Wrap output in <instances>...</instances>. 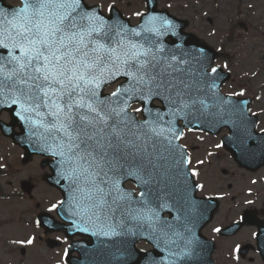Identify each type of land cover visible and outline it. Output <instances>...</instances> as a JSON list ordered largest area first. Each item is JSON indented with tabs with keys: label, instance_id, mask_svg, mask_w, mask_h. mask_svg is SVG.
Wrapping results in <instances>:
<instances>
[{
	"label": "snow or ice",
	"instance_id": "obj_1",
	"mask_svg": "<svg viewBox=\"0 0 264 264\" xmlns=\"http://www.w3.org/2000/svg\"><path fill=\"white\" fill-rule=\"evenodd\" d=\"M142 47L125 43L121 30L106 27L83 0H24L13 11L0 7V104L10 100L8 107L19 103L23 111L37 115H42L41 108L48 110L51 119L41 126L54 140L58 137L52 154L61 157V165H69L77 191L83 177L90 193L105 194L99 187L104 181L95 178L109 163L112 138L123 142L119 122L110 123L123 109L111 108L98 89L119 73L120 65L134 67L130 61H135V71L126 75L138 83L145 82V75L155 79V65L139 59L147 55Z\"/></svg>",
	"mask_w": 264,
	"mask_h": 264
},
{
	"label": "water",
	"instance_id": "obj_2",
	"mask_svg": "<svg viewBox=\"0 0 264 264\" xmlns=\"http://www.w3.org/2000/svg\"><path fill=\"white\" fill-rule=\"evenodd\" d=\"M150 12L153 14L155 10L152 9ZM150 20L151 18L146 16L142 25L135 29L139 35L132 33L133 29L126 26H121L120 30H122L121 35L125 43L131 41L138 47L143 46L140 51L147 52L146 56L143 55V60L149 61L151 48L155 46L158 47L155 51V58H159L162 65L167 63L178 67L182 73L185 72L182 79H177L173 84V87H177L172 89V95L162 96V99L168 103V118L175 121L181 119L185 126L204 130L213 135L218 134L221 128L228 127L231 135L223 138L222 142L239 166L253 171L264 165V135L255 134L254 120H250L247 116L246 104L237 106V101L222 97L218 89L225 79L224 76L217 70L211 73L206 71L214 57L211 50L191 35L181 34V25H173L168 29L158 28L163 39L166 37L172 39L170 45H164L163 39L159 40L157 36L138 42L137 36H146L151 33V29L148 28ZM164 26H167V22ZM160 45H163L162 48ZM154 77L155 79L150 80L149 76L145 75L144 83H138L135 80V94L152 93V86H155V83L156 85L158 82L164 83L163 74L154 75ZM161 94H163L162 91L156 89L154 97H160ZM7 103H10V100ZM25 107L28 105L26 104ZM47 111L41 108L39 112L42 115H37L39 126L43 131L45 128L41 125L51 119ZM33 116L34 114L30 113L29 118ZM124 123L126 124L125 129L122 128ZM140 126L133 128L132 123L121 119L119 129H121L120 135L123 142L112 138L114 148L119 151L117 166L119 196L121 195V198L124 196L128 200L122 209L126 219L124 228H128V218L133 219L135 226L140 225L143 229L139 227L138 232L135 230V233L131 235L137 239L145 236L147 231L145 226L146 204L150 200L153 204V215H160L164 212L163 209L178 210L179 214H172L173 219L170 226H179L183 221L184 227L190 229L193 238L191 247L193 245V255H195L193 264H211L210 256L213 247L210 242L201 237L200 231L211 219L212 213L217 208V202L212 199L195 197L196 187L186 169L183 151L176 149L173 144H168L172 140V132L166 131L159 139V146L155 147L153 143L143 144V141L137 138L136 129L145 131L149 125L144 122ZM25 129V137L19 135L21 139L15 141L27 150L28 156L31 155V145L39 143L43 147L49 145L47 137L40 140L32 135L31 131L35 129L33 124ZM25 138L27 143H25ZM252 138H256L257 142L254 149L248 148L247 145V141ZM107 179H112V177H107ZM127 180L134 182L141 190L138 199H133L132 193L123 189V183ZM119 210H121L120 206ZM124 228L116 230V235L119 234L116 264H126L121 258L127 254V243H132L127 239L128 229ZM135 253L138 259L135 264H144V257L140 259L141 256H139L143 254L137 251Z\"/></svg>",
	"mask_w": 264,
	"mask_h": 264
},
{
	"label": "rangeland",
	"instance_id": "obj_3",
	"mask_svg": "<svg viewBox=\"0 0 264 264\" xmlns=\"http://www.w3.org/2000/svg\"><path fill=\"white\" fill-rule=\"evenodd\" d=\"M86 1L90 4H102L105 8L113 2L125 17L133 19V24L138 22L145 9L140 0H122L119 3L118 0ZM158 1L159 8L187 20V31L219 52L215 65L229 70L232 75L231 81L222 87L224 94L240 95L242 87H245V91L259 85L264 88V0ZM240 22L246 24V31L241 30ZM262 94L264 95V91ZM259 104L261 119L264 120V97ZM226 133L223 131L220 136L211 137L185 131L181 138V144L188 153L190 169L199 185V195L215 196L220 200L221 207L205 233L212 239L214 236L219 249L226 247V241L218 236V231L226 225L225 204H229V196H242V202L252 203L264 189V169L247 174L221 148L220 137ZM0 149L7 153L8 162L12 163L10 156L15 155L16 151L9 144H0ZM31 168L34 166L28 169ZM26 175L25 173L22 176ZM25 223L24 216L23 225L20 227L8 226V234L22 231V236L26 237L28 228Z\"/></svg>",
	"mask_w": 264,
	"mask_h": 264
},
{
	"label": "flooded vegetation",
	"instance_id": "obj_4",
	"mask_svg": "<svg viewBox=\"0 0 264 264\" xmlns=\"http://www.w3.org/2000/svg\"><path fill=\"white\" fill-rule=\"evenodd\" d=\"M15 5H20V0H16ZM255 94H249L253 106L255 105ZM40 165L39 163L37 164ZM39 175L36 174L35 177ZM6 175L0 171V202L8 201L12 195H8L5 190L3 178ZM50 192L46 197H42L36 191L35 198L40 203L35 216L30 220L32 228V242L21 245H14L15 240L7 242V211L1 206L0 210V264H71L81 261L84 264H97L98 247L95 243L97 236V221L93 214L82 209V204L78 198L67 201L66 208L59 216V206L61 204L60 193L49 188ZM235 197H230V203L235 202ZM33 207L37 204L33 203ZM229 207H232L230 205ZM42 210V211H41ZM47 214L42 219L44 229L39 227L38 216L41 212ZM247 213V214H246ZM230 214H235V219L230 220L228 226L242 222L243 216L252 218L251 224L248 221L242 223L235 234L227 238L226 247L217 249L213 255L214 264H264V194L257 197L254 205L244 204L237 210L231 209ZM151 223L147 231L145 240L138 244L140 250L145 254V264H179L182 263V253H178V246L167 240L164 225L157 221L152 228ZM83 233L87 237L72 238L70 234ZM92 236V238L90 237ZM76 244L75 252H70L73 242ZM9 246V247H8ZM21 248L25 250L21 252ZM78 252V253H76ZM79 254V255H78ZM42 256L43 258H38ZM77 256L79 260H74Z\"/></svg>",
	"mask_w": 264,
	"mask_h": 264
}]
</instances>
